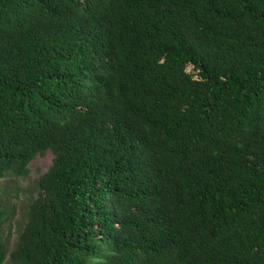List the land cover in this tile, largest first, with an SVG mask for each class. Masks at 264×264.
<instances>
[{"label":"trees","instance_id":"1","mask_svg":"<svg viewBox=\"0 0 264 264\" xmlns=\"http://www.w3.org/2000/svg\"><path fill=\"white\" fill-rule=\"evenodd\" d=\"M48 151L0 264H264V0H0V179Z\"/></svg>","mask_w":264,"mask_h":264},{"label":"rangeland","instance_id":"2","mask_svg":"<svg viewBox=\"0 0 264 264\" xmlns=\"http://www.w3.org/2000/svg\"><path fill=\"white\" fill-rule=\"evenodd\" d=\"M187 71L191 72L192 68L188 66ZM52 157L49 151L42 156L36 155L27 166L29 169L27 176H15L9 172L0 179V203L10 215L1 228L2 239L8 253L26 222L28 205L37 197L36 180L48 170ZM4 264H11L8 257Z\"/></svg>","mask_w":264,"mask_h":264}]
</instances>
